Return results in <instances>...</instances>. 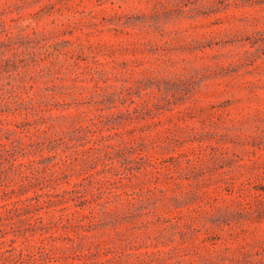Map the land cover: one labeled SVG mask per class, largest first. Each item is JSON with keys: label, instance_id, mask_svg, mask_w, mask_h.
<instances>
[{"label": "rangeland", "instance_id": "rangeland-1", "mask_svg": "<svg viewBox=\"0 0 264 264\" xmlns=\"http://www.w3.org/2000/svg\"><path fill=\"white\" fill-rule=\"evenodd\" d=\"M0 264H264V0H0Z\"/></svg>", "mask_w": 264, "mask_h": 264}]
</instances>
